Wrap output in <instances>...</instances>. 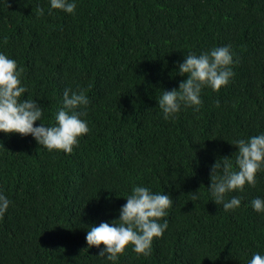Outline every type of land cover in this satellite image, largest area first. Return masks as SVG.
I'll return each mask as SVG.
<instances>
[{
  "label": "trees",
  "instance_id": "obj_1",
  "mask_svg": "<svg viewBox=\"0 0 264 264\" xmlns=\"http://www.w3.org/2000/svg\"><path fill=\"white\" fill-rule=\"evenodd\" d=\"M224 45L229 83L204 87L198 111L164 119L157 101L187 78L184 56ZM0 52L22 69L24 99L41 104L44 123H55L66 87L89 98V132L70 154L0 133V191L11 201L0 264H247L264 254V212L250 204L264 197V170L228 194L242 197L237 209L208 191L212 164L227 157L235 168L232 141L264 132V0H76L74 14L0 0ZM141 184L172 197L168 228L149 255L128 247L107 261L86 231L118 219Z\"/></svg>",
  "mask_w": 264,
  "mask_h": 264
},
{
  "label": "clouds",
  "instance_id": "obj_2",
  "mask_svg": "<svg viewBox=\"0 0 264 264\" xmlns=\"http://www.w3.org/2000/svg\"><path fill=\"white\" fill-rule=\"evenodd\" d=\"M49 14L53 10L74 14L76 0H48ZM37 11L44 9L37 5ZM233 53L229 45L215 46L199 54L189 53L179 63V74L187 78L179 83V88L161 90L158 106L164 119H175L182 107L191 106L199 110L202 103L201 91L210 87L219 91L233 77ZM27 89L22 83V69L17 61L4 52H0V133L31 136L39 145L49 151H62L70 154L79 140L89 132L85 115L89 98L83 89L76 91L65 88L62 106L55 113V123L43 122V108L36 99L24 94ZM219 103V101H217ZM40 121L39 124L35 122ZM231 145L238 148L235 168L224 157L210 166V186L212 200L222 204L225 211L241 206L242 197L229 193L243 192L245 186L255 187L257 173L264 170V132L236 138ZM193 198L198 192L192 193ZM126 202L119 209V217L111 222H100L88 227L85 240L89 247L99 249L98 256L115 262L128 247L137 254L147 256L151 253L154 239L160 238L168 228V210L173 199L165 192H154L148 186L135 185ZM11 201L0 191V218L7 212ZM257 213L264 212V197H255L250 201ZM103 245L101 248L100 246ZM247 264H264V254L254 252Z\"/></svg>",
  "mask_w": 264,
  "mask_h": 264
}]
</instances>
